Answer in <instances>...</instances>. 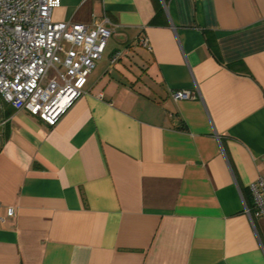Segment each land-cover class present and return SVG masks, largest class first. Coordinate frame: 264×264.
<instances>
[{
  "label": "crops",
  "instance_id": "1",
  "mask_svg": "<svg viewBox=\"0 0 264 264\" xmlns=\"http://www.w3.org/2000/svg\"><path fill=\"white\" fill-rule=\"evenodd\" d=\"M103 16L104 53L54 126L0 100V264H264V216L247 212L264 176V0L50 14L87 29Z\"/></svg>",
  "mask_w": 264,
  "mask_h": 264
},
{
  "label": "built area",
  "instance_id": "2",
  "mask_svg": "<svg viewBox=\"0 0 264 264\" xmlns=\"http://www.w3.org/2000/svg\"><path fill=\"white\" fill-rule=\"evenodd\" d=\"M60 5L61 0H0V100L48 126H54L82 94L113 32L106 16L90 29L53 22L51 11ZM138 45L151 51L146 38H139ZM127 52L110 56V70ZM172 98L194 100L196 96L182 90L173 92ZM249 190L253 207L248 214L264 216V176ZM13 214L12 209L7 211V217Z\"/></svg>",
  "mask_w": 264,
  "mask_h": 264
},
{
  "label": "trees",
  "instance_id": "3",
  "mask_svg": "<svg viewBox=\"0 0 264 264\" xmlns=\"http://www.w3.org/2000/svg\"><path fill=\"white\" fill-rule=\"evenodd\" d=\"M208 47H209L210 51L212 52V54H213L215 57H217V54H216V52H215V50H214L212 44L209 43V44H208Z\"/></svg>",
  "mask_w": 264,
  "mask_h": 264
}]
</instances>
